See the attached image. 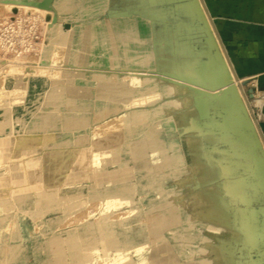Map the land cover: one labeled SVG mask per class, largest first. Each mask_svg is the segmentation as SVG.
Masks as SVG:
<instances>
[{
	"label": "rangeland",
	"instance_id": "obj_1",
	"mask_svg": "<svg viewBox=\"0 0 264 264\" xmlns=\"http://www.w3.org/2000/svg\"><path fill=\"white\" fill-rule=\"evenodd\" d=\"M190 1L0 0V264H264L263 99L234 71L203 0L214 42ZM155 8L173 13L181 66L145 52L160 31L139 12ZM127 16L135 41L91 39L95 24ZM151 196L170 198L159 233L153 220L163 222L166 205ZM138 233L139 251L128 242ZM70 234L81 242L76 258Z\"/></svg>",
	"mask_w": 264,
	"mask_h": 264
},
{
	"label": "bare ground",
	"instance_id": "obj_2",
	"mask_svg": "<svg viewBox=\"0 0 264 264\" xmlns=\"http://www.w3.org/2000/svg\"><path fill=\"white\" fill-rule=\"evenodd\" d=\"M125 2V0H124ZM124 2H120L119 0H113V4L115 6H121L124 5ZM160 7V6H159ZM139 13H141V15L145 16V17H148L150 18V23L152 24V30L155 31V30H159L160 31V34H159V38H160V43L159 45L156 47V48H145V52L147 54H150L152 57H157L159 58L160 62H161V65L164 66L165 68L169 66V64L172 63V65L175 63L178 66H181V64L184 63V61L187 59L185 57V55H183V53L181 54L182 55V58H180L179 60H176L174 58V51L176 48H174V40H173V35L175 34V28L172 26L170 27L169 26V18H168V14H171L173 15V13L171 12V9L169 8H155L151 11H146V10H142L140 11ZM135 19V16L133 17H125V18H115L114 21H116L115 23H112L111 21H108L107 23H104V24H95L93 29L91 30L90 34H91V39L94 41V42H97V43H100V42H111L113 43V41L115 40L116 38V33L118 32L120 35L124 36L126 40L128 39H131V41H135L134 38H132V36L134 34H138V29H137V24H136V21L134 20ZM70 30H72L73 32H80L81 31V27L80 25H77V26H74L72 25V27L70 28ZM76 41H78L80 38L79 37H76L75 38ZM173 41V42H171ZM167 42H171V45H167ZM52 52H50L48 54V56L51 55ZM143 58L144 56L142 57H139V61H143ZM218 61V60H217ZM159 63V62H158ZM216 63V61H211V66L213 69H216L214 68V66L216 67V65L213 64ZM212 68H210L212 70ZM218 68V67H217ZM173 70V69H172ZM217 70V69H216ZM179 71V70H178ZM218 73L222 76H226L227 77V67L224 63H222L220 66H219V69L217 70ZM171 72V71H170ZM212 72V71H211ZM217 73V72H216ZM214 76V75H213ZM218 78V77H217ZM232 78V77H230ZM239 78V77H238ZM213 79L215 80V78L213 77ZM226 79V78H225ZM224 79V80H225ZM213 80V81H214ZM218 80V79H217ZM237 80V79H236ZM223 81V80H221ZM239 82H241L242 80L238 79ZM225 82V81H224ZM222 82V84L224 83ZM218 85V84H217ZM235 93V92H234ZM239 93V92H238ZM235 95V94H234ZM229 97H233V95L229 96ZM228 97V98H229ZM238 98V97H237ZM235 99V98H234ZM256 99V98H255ZM232 100V99H231ZM234 101V100H233ZM236 101V100H235ZM232 102V101H231ZM235 103V102H234ZM74 107H77L76 104L73 105ZM157 108L153 111V112H156ZM173 108H169L167 110L168 113L170 112H173ZM238 113V112H237ZM242 122H244L243 120H240ZM164 126L165 127H169V121L168 120H164ZM246 127H247V124H246ZM180 129L183 130L184 129V124L183 122L180 123ZM147 133L148 134H151L152 138H156L158 136L161 135V131L154 128L152 125H150L148 128H147ZM246 135V134H245ZM248 138V137H247ZM171 147L173 148H176V143L174 141L171 142ZM116 159L117 156H114ZM144 168H145V162L142 161V162H139L136 169H137V172L139 173H142L144 171ZM153 169H150V171H152ZM153 177V175H152ZM165 178L168 177V176H164ZM164 179V178H162ZM260 181V180H259ZM264 182V181H262ZM261 182V183H262ZM259 184V183H258ZM74 185V184H73ZM77 185V184H76ZM246 185H250V186H253L254 189L256 190L257 189V185H256V181L252 178H249V180L246 182ZM260 185V184H259ZM107 186V185H106ZM78 187V186H77ZM81 191H79L78 193H80ZM39 193H40V197H39V201L40 203H43L47 200H49L50 196H44L42 194V192L39 190ZM128 190L124 187H120L119 189V192L118 194L121 196V195H126L128 194ZM127 197V196H126ZM87 198V197H86ZM101 198V197H100ZM99 198V199H100ZM118 199V198H117ZM126 200V199H125ZM81 201V200H79ZM85 201V199H84ZM83 201V202H84ZM124 201V200H123ZM127 201H130L129 199ZM170 201V198L168 197H164V196H159V197H156V196H151L150 198V204L154 205V206H165V210L162 211V216H163V222H160L158 223V220H159V217H155L154 220H153V224H157L158 227H157V232L159 233L160 231H162L165 226L167 225V221L165 220L166 218L169 217L170 213H171V210H170V206L167 205V203ZM81 201V203H83ZM111 202V201H110ZM188 201H186L185 203H187ZM73 204V207L75 208L76 206H74V203L75 202H72ZM76 203H79V202H76ZM75 203V205H77ZM70 204V203H69ZM80 204V203H79ZM78 204V206H79ZM86 204V203H84ZM104 204V203H103ZM107 204V203H106ZM117 204V203H116ZM71 205V206H72ZM83 205V204H82ZM106 207V206H105ZM117 208V207H116ZM110 209V208H108ZM133 212V211H132ZM121 213V212H120ZM122 214V213H121ZM129 214V213H128ZM113 215V214H112ZM119 216V215H118ZM122 216V215H121ZM100 217V216H99ZM216 223V221H215ZM218 226L222 227L220 225V223H216ZM23 226H24V229L26 231V233L28 234H31V225H30V221L28 219H25L24 222H23ZM108 226V222H107V219H106V214H103L100 221H99V227L102 228V229H105L106 227ZM124 230V229H123ZM157 233V234H158ZM186 235L189 237L191 236V231L189 229L186 230ZM70 237V240H71V252H72V256L73 258H76V257H79L80 255V252H81V242L77 240V236L75 235H69ZM69 237L65 238V239H68ZM96 238V237H95ZM57 239V238H55ZM146 239V235L144 233H138L137 236H134L132 238H130L128 240L129 244L130 245H135L136 248H137V251L141 250L143 247H144V240ZM69 239L67 240L70 241ZM97 241V239H96ZM66 242V241H65ZM59 243V241H58ZM101 243V242H100ZM119 243V242H118ZM61 246L64 244V243H59V246ZM96 244V243H95ZM94 244V245H95ZM99 244V243H98ZM94 245H86V249L87 250H93L94 248ZM121 245V244H119ZM118 245V246H119ZM65 246V245H64ZM96 246V245H95ZM63 247V246H62ZM122 247V246H121ZM103 251L106 249H104V246L102 247ZM57 249V247H56ZM64 249V248H63ZM62 249V250H63ZM117 249V248H116ZM61 250V251H62ZM106 251V250H105ZM63 252V251H62ZM88 253V251H87ZM90 253V252H89ZM107 252L103 253L106 255ZM92 254V252H91ZM83 255V254H82ZM86 255V253H85ZM118 256V255H117ZM120 257V256H119ZM121 259V257L119 258ZM135 259V258H134ZM80 260V259H79ZM122 260V259H121ZM138 260V259H137ZM147 260V259H146ZM151 260V259H150ZM119 261V260H118ZM117 262V261H116ZM121 262V261H120ZM138 262V261H137ZM147 262V261H146ZM115 264V263H113ZM144 264V263H142ZM147 264V263H146Z\"/></svg>",
	"mask_w": 264,
	"mask_h": 264
},
{
	"label": "crops",
	"instance_id": "obj_3",
	"mask_svg": "<svg viewBox=\"0 0 264 264\" xmlns=\"http://www.w3.org/2000/svg\"><path fill=\"white\" fill-rule=\"evenodd\" d=\"M203 2L234 71L239 77L253 80L264 104V0Z\"/></svg>",
	"mask_w": 264,
	"mask_h": 264
},
{
	"label": "water",
	"instance_id": "obj_4",
	"mask_svg": "<svg viewBox=\"0 0 264 264\" xmlns=\"http://www.w3.org/2000/svg\"><path fill=\"white\" fill-rule=\"evenodd\" d=\"M201 4H200V0H191L190 2H187V4H186V6H187V8H190V9H192L193 11H196L199 15H200V18H203L204 19V21H205V24L207 25V27H208V33L211 35V37H212V42H214L215 40H214V38H213V36H212V32H211V29H210V27H209V23H208V20L205 18V16H204V12H203V8L200 6ZM200 8V9H199ZM217 54H218V56L220 57L221 56V53H220V51H217ZM250 93H251V95H254V92L252 91V89H250Z\"/></svg>",
	"mask_w": 264,
	"mask_h": 264
}]
</instances>
